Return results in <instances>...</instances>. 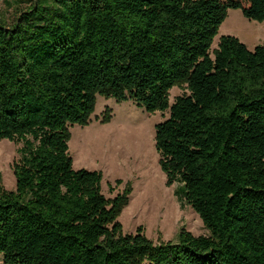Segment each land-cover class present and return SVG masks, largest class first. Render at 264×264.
Here are the masks:
<instances>
[{
  "label": "trees",
  "instance_id": "trees-1",
  "mask_svg": "<svg viewBox=\"0 0 264 264\" xmlns=\"http://www.w3.org/2000/svg\"><path fill=\"white\" fill-rule=\"evenodd\" d=\"M0 1V140L20 145L14 190L0 184L4 264H264V44L209 53L229 10L262 22L264 0ZM96 94L169 112L160 167L208 236L123 234L128 190L107 199L100 172L72 170L67 127Z\"/></svg>",
  "mask_w": 264,
  "mask_h": 264
},
{
  "label": "rangeland",
  "instance_id": "rangeland-1",
  "mask_svg": "<svg viewBox=\"0 0 264 264\" xmlns=\"http://www.w3.org/2000/svg\"><path fill=\"white\" fill-rule=\"evenodd\" d=\"M13 16V10L0 1V19L11 21ZM223 36L238 39L252 51L264 44V21H250L239 10H229L212 41L211 55ZM187 93L186 85L173 87L168 92L169 105ZM168 116V111L148 113L131 101L118 103L96 94L85 123L67 127L72 170L100 172L107 199L128 190V203L117 217L122 233L133 235L142 227L154 245L175 242L181 231L194 237L208 236L199 216L177 198L179 186L168 185L161 170L155 126ZM18 148L20 145L0 140V184L9 191L15 188L12 164L19 159ZM117 180L121 185H116ZM0 264H4L2 255Z\"/></svg>",
  "mask_w": 264,
  "mask_h": 264
}]
</instances>
